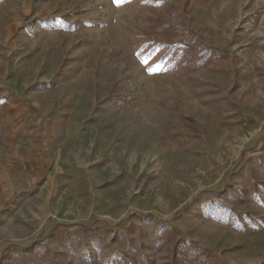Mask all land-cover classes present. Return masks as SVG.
Returning <instances> with one entry per match:
<instances>
[{
	"label": "rangeland",
	"instance_id": "obj_1",
	"mask_svg": "<svg viewBox=\"0 0 264 264\" xmlns=\"http://www.w3.org/2000/svg\"><path fill=\"white\" fill-rule=\"evenodd\" d=\"M202 260L264 264V0H0V264Z\"/></svg>",
	"mask_w": 264,
	"mask_h": 264
},
{
	"label": "trees",
	"instance_id": "obj_2",
	"mask_svg": "<svg viewBox=\"0 0 264 264\" xmlns=\"http://www.w3.org/2000/svg\"><path fill=\"white\" fill-rule=\"evenodd\" d=\"M168 42L169 40H166V43ZM201 250L202 249L193 241H178L174 247L173 261L176 263L183 261L185 258L195 257ZM193 253H196V255H193ZM199 264H203V260L199 262Z\"/></svg>",
	"mask_w": 264,
	"mask_h": 264
},
{
	"label": "snow or ice",
	"instance_id": "obj_3",
	"mask_svg": "<svg viewBox=\"0 0 264 264\" xmlns=\"http://www.w3.org/2000/svg\"><path fill=\"white\" fill-rule=\"evenodd\" d=\"M116 2H117V3H119V2H120V0H116Z\"/></svg>",
	"mask_w": 264,
	"mask_h": 264
}]
</instances>
